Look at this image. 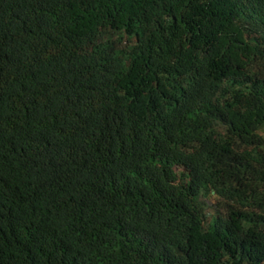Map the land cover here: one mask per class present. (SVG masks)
<instances>
[{
	"label": "trees",
	"instance_id": "trees-1",
	"mask_svg": "<svg viewBox=\"0 0 264 264\" xmlns=\"http://www.w3.org/2000/svg\"><path fill=\"white\" fill-rule=\"evenodd\" d=\"M263 126L264 0H0V264H264Z\"/></svg>",
	"mask_w": 264,
	"mask_h": 264
},
{
	"label": "rangeland",
	"instance_id": "rangeland-1",
	"mask_svg": "<svg viewBox=\"0 0 264 264\" xmlns=\"http://www.w3.org/2000/svg\"><path fill=\"white\" fill-rule=\"evenodd\" d=\"M261 133L264 136V126L261 129ZM201 201L205 204V208H206V212L208 214H212L214 209L212 207V204L214 202V199L212 196H208V197H201Z\"/></svg>",
	"mask_w": 264,
	"mask_h": 264
}]
</instances>
